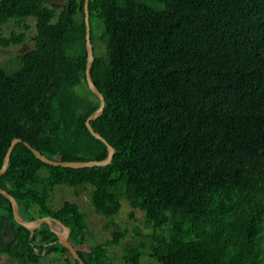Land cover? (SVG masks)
Returning <instances> with one entry per match:
<instances>
[{
  "label": "trees",
  "instance_id": "16d2710c",
  "mask_svg": "<svg viewBox=\"0 0 264 264\" xmlns=\"http://www.w3.org/2000/svg\"><path fill=\"white\" fill-rule=\"evenodd\" d=\"M69 1L0 0L2 47L25 40L30 18L36 28L34 47L0 64V169L21 138L0 187L21 217L59 219L84 262L111 264L107 247L124 232L82 250L85 213L75 202L50 206L56 186L89 189L106 218L125 198L151 221L130 264L145 254L160 264H264V0H89L92 47L95 20L106 46L105 56L93 47L105 105L90 124L115 152L84 168L47 164L26 144L56 160L108 156L85 123L100 100L86 81L84 0ZM50 254L80 264L47 223L33 233L19 224L0 193V255L37 264Z\"/></svg>",
  "mask_w": 264,
  "mask_h": 264
},
{
  "label": "rangeland",
  "instance_id": "374dc122",
  "mask_svg": "<svg viewBox=\"0 0 264 264\" xmlns=\"http://www.w3.org/2000/svg\"><path fill=\"white\" fill-rule=\"evenodd\" d=\"M59 11H61V8L58 9ZM28 23L30 28L24 30L26 38L22 43L12 44L8 47L0 45V64L6 62L12 55L25 53L34 47L35 21L30 18ZM12 28V24L5 25L3 35L8 36ZM92 30L95 54L105 56L106 46L100 38L103 34L100 20L92 22ZM65 201L77 203L81 211L85 213L87 222V228L84 231L86 244L80 246V249L89 250L90 246L111 239L114 232H124L125 235L118 244H112L107 247L111 264H130L125 259L129 248L139 241H145L147 234L153 231V225L145 217L144 212L139 209H133L125 198H121L120 210L112 218H106L95 210L91 203L89 189L84 190L83 188H74L66 185L56 186L50 199V206L58 208ZM54 256L57 255L50 254L42 257L37 264H62L61 259H52ZM64 257H69V254L64 253L62 258ZM140 261L142 264H160L146 254L141 256ZM0 264H19V262L10 259L7 255H0Z\"/></svg>",
  "mask_w": 264,
  "mask_h": 264
},
{
  "label": "water",
  "instance_id": "95a60500",
  "mask_svg": "<svg viewBox=\"0 0 264 264\" xmlns=\"http://www.w3.org/2000/svg\"><path fill=\"white\" fill-rule=\"evenodd\" d=\"M49 3L56 4V5H66L67 8L69 7L70 1L69 0H47ZM84 14H85V24H86V50H87V63H86V81L88 84L89 89L94 92L99 100H100V105L99 107L86 119V126L90 130V132L98 139L102 140L107 144L108 147V156L105 159L102 160H88V161H66V160H56V159H50L47 156L43 155L40 151L37 149L33 148L29 143H26L27 146L31 149V151L43 162L50 164V165H55V166H64V167H72V168H84V167H91V166H96V165H107L111 162L112 156L115 152V149L113 146L108 144L98 132L95 131L93 126L90 124L91 120L96 119L98 116H100L103 112L104 105H105V99L103 94L100 92V90L97 88L95 85L92 76H91V67L92 63L94 60V53H93V47L90 39V22H89V0H84ZM21 141V138L14 137L6 151V154L4 156L3 164L0 169V177L5 173L7 170L9 160H10V155L15 147V145ZM0 193L7 197L12 204V210H13V215L15 220L25 226L27 229L31 231V233L34 232L35 228L40 227L42 223H47L54 233H56L58 237V241L65 246L70 253L72 254L73 258L79 261L80 264H87L84 262L77 249L69 242V235L71 232V228L69 226H66L62 221H60L57 218H54L52 216H43L39 218H35L33 220H24L20 213H19V207L16 199L9 194L6 190L2 189L0 187Z\"/></svg>",
  "mask_w": 264,
  "mask_h": 264
},
{
  "label": "flooded vegetation",
  "instance_id": "af4514ba",
  "mask_svg": "<svg viewBox=\"0 0 264 264\" xmlns=\"http://www.w3.org/2000/svg\"><path fill=\"white\" fill-rule=\"evenodd\" d=\"M47 1V0H46ZM58 6H60V7H64V6H66V5H58ZM67 7V6H66Z\"/></svg>",
  "mask_w": 264,
  "mask_h": 264
}]
</instances>
